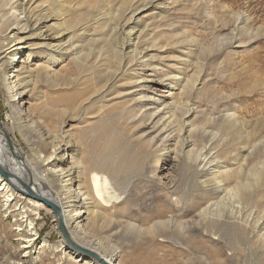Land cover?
<instances>
[{
	"label": "rangeland",
	"instance_id": "374dc122",
	"mask_svg": "<svg viewBox=\"0 0 264 264\" xmlns=\"http://www.w3.org/2000/svg\"><path fill=\"white\" fill-rule=\"evenodd\" d=\"M135 1L141 3H136L133 0H70L69 5H65V12L68 13L70 21L68 23L71 29L69 36L71 43L81 48L80 53L82 56L84 55V61L81 63V68H76L73 63L69 62L55 68L54 70L60 71L59 76L66 81L65 83L70 85L68 86L70 88L67 86L64 89L57 88L56 82L54 84L53 80H45L43 73L50 57L48 51L37 50L35 52V58L30 65L31 69H36L39 75L38 77L33 76L32 81L35 79L39 83L35 96L31 99L27 98L29 102L27 108L32 111L29 114V119L36 123L35 129L26 128L24 123L20 125L24 129L20 127L22 132H19V125L14 122L18 118L10 109L12 100L0 72V126L7 131L9 149H12V146L18 148L29 161L34 162L30 144L26 138L40 145L38 141L40 132L47 135L48 133L61 132V130L62 134L70 130L74 143H77L75 149L78 156L75 158L79 160L89 158L86 144L89 136L88 138L85 136L89 135L87 127L91 126V121L87 119L88 116L80 113L81 111H73L72 105L76 103L67 105V97L78 95L77 102L79 99L81 101L84 98L82 94L85 95L88 90L92 94L96 88L105 84L104 79L108 72H103L99 68L102 63L100 58H106V67H109L110 71L120 67L123 59L118 51L126 39L123 29L128 24L126 22L130 17L129 12L141 9L140 7L150 0ZM46 5L49 6L50 3ZM132 5L135 7L133 8ZM99 17L102 18L100 21ZM137 19L140 20L135 26L136 32H145V39L142 40L140 48L148 49L145 57L151 66L150 69L143 68L139 66V63L137 67L132 68L134 71L130 70L126 73L122 84L147 76H156L158 79L167 81L169 77L177 75L194 82L197 86L191 92L187 105L196 111L191 120L196 130L193 140H196L197 150L205 147L202 151L206 153L211 148L210 145L216 142L214 152L219 155V162L222 163L225 170L240 173L239 179L229 183L230 185L247 183V174L250 176L251 174L252 176L260 174L264 179V0H156L152 7L147 10L143 9ZM133 26L131 25V27ZM90 63L92 65L89 67ZM30 65L28 64L27 67L30 68ZM12 68L9 70V74L12 73ZM112 85L116 89H112ZM117 86L115 82L109 86L111 89L107 94L109 96L107 102L117 94L126 92L127 88L119 89ZM159 86V84L155 85L153 89H160L161 87L157 88ZM18 95L20 94H15L14 99H18ZM102 97L97 95L95 100L101 101ZM99 101L94 105L103 106ZM62 109H68V112L63 117L66 122L65 127H61L60 130L58 120L53 112ZM93 111L94 108L91 112ZM144 125L143 119H139L135 124V131L131 135L134 134L138 137L146 131L148 132V127ZM122 127L125 128L123 124L120 128ZM205 133L207 135H204ZM211 140H213L212 143H210ZM43 148L40 145L39 149L45 155L47 150ZM212 154L208 157L210 158ZM69 155L71 154L68 153L61 160L70 162L71 156ZM159 164L161 170L164 167L167 168L164 163L160 162ZM177 169L172 175V180L169 178L178 187L177 192L171 195V200L175 202L178 198H185V204L190 205L193 204L191 200L198 197L209 198L203 195L200 189L199 183L204 180L203 176L199 178L193 176L189 180L187 175L184 176L181 173L180 168ZM249 169L254 171L250 172ZM44 170L47 179H52L49 171L46 168ZM260 171L263 173L261 174ZM105 174L119 189L115 190V193L121 194L125 191L126 197L112 201L113 203L111 202L109 207L103 206L100 209L103 219L97 226L99 228H97L96 236L107 243L109 242L111 248L107 249V253L111 254L112 247L121 251V264H211L210 250L220 251L221 258L225 259V262L231 260V264H247V241L242 235L244 231L238 225H218L214 233L206 226L201 227L198 232H192L193 230L191 233L186 232L187 236L190 234L197 237L195 241L198 240L197 242H200L199 245H201L198 251L187 246L183 240L174 239V229L160 233L157 235L158 237L131 234L125 231L127 230L125 227L130 224L146 225L144 219H148V222L158 220L154 219L157 216L153 215V212L158 208L152 199L155 190L153 191L150 187L153 183L150 182L149 175L145 171L134 173L135 176L128 172H120L115 175L105 172ZM86 176L87 174L82 180L85 185L88 184ZM225 178L223 181L224 184H227ZM166 181L168 180H163V182ZM258 190V196L256 194L255 198L262 200L251 201V204H248L250 210H253L254 207L258 210L261 204L264 205V187H260ZM238 196L236 194L233 199V205L237 206L239 202L243 207L245 206L243 213L247 216V201L243 200L241 196L238 198ZM216 201L214 200V202ZM228 207L232 210L230 205ZM1 208L0 205V210ZM150 209L151 211L147 212ZM2 211L0 212V264H14L16 261L19 264H90L89 261L77 263V259L70 261L67 257L62 259L61 251L68 253L69 244L62 231L63 227L61 228L58 215L55 216L52 210L48 212L41 210L39 215L32 216L39 235L34 246L28 251L21 248L22 241L14 231L16 220L13 219V216H7L4 210ZM182 217L179 215L178 220L185 222L186 219ZM205 229L209 231H205ZM114 232H117V235ZM138 235L142 237H138ZM88 239L87 237L86 240ZM43 242H47L50 249L40 258L34 260L38 256V248ZM176 242L183 244L177 245ZM235 256L236 258L233 259ZM209 259L211 260L209 261Z\"/></svg>",
	"mask_w": 264,
	"mask_h": 264
},
{
	"label": "bare ground",
	"instance_id": "6f19581e",
	"mask_svg": "<svg viewBox=\"0 0 264 264\" xmlns=\"http://www.w3.org/2000/svg\"><path fill=\"white\" fill-rule=\"evenodd\" d=\"M133 1L141 3L140 1ZM68 2L65 3L64 0H43L40 2L39 0H0V9L4 7L0 11V72L8 95L12 100L10 109L18 118L13 120L18 123L19 132H22L21 128L23 127L20 125L24 123L28 129L37 127L36 123L29 119V114L32 111L27 108V104H29L27 98L31 99L35 96L39 83L35 79L32 81L33 76L38 77L39 75L36 69H31L30 65L35 58V52L37 50L48 51L50 57L43 73L45 80H53L54 84L56 82L57 88L64 89L65 86L70 85H67L66 81L59 76L60 71L54 69L66 62L73 63L76 68H81V63L84 61V55L82 56L80 53L81 48L71 43L69 37L71 33L68 23L69 17L64 8L65 5H69ZM154 2L156 0H150L140 8L147 10L153 6ZM48 3H50L49 6L46 5ZM141 9H137L135 12L129 9L131 11L126 22L128 24L123 29L126 39L118 51L121 59H123L120 67L110 71L109 67H106V58H100L102 63L99 68L103 72H108L104 79L105 84L96 88L92 94L90 90L85 95L82 94L84 98L80 97L81 101L79 99L77 102L78 95L67 97V105L76 103L72 105L73 111H81L80 113L88 116L87 119L91 121V126L87 127L89 135L85 136L87 138L89 136L88 143H86L89 155L87 160L75 158L78 156L75 149L77 143H74L72 132L68 130L61 134V127L64 128L66 124L63 117L68 109L53 112L61 132L48 133L47 135L40 132L38 141L41 147L43 146V149L47 150V154L43 155L39 149L40 145L26 138L30 144L34 162L29 161L18 148L12 146V149H9L7 131L0 126V203H2L0 204L2 206L0 212L4 210L7 216H13V219L16 220L14 231L22 241L21 248L28 251L34 246L39 235L32 216L39 215L41 210L51 211L44 204V202H48L58 210V213L54 212V214L55 216L58 215L60 225L64 228L62 231H64L65 238H69L67 241L70 252L61 251L62 259H66V257L70 261L77 259V263L89 261L90 264H121V251L112 247L111 254L107 253V249L111 248L109 242L107 243L96 236L97 228H99L97 226L103 219L100 209L103 206L109 207L112 201L126 197L125 191L121 194L115 193V190L119 189L108 179L105 172H110L112 175L128 172L134 175V173L145 171L149 175L150 182L153 183L150 188L155 190L152 199L158 208L152 212L153 215L157 216L154 219L158 220L148 222V219H144L146 225L130 224L125 227L127 230H123L131 234H146V236L156 237L160 233L174 229V237H171L183 240L187 246L189 245L194 248V251H198L201 245H199L200 242H197L198 240L195 241L197 237L195 238L190 234L187 236L186 232L191 233L192 230V232H198L201 227L206 226L214 233L218 225H238L244 231L242 235L247 241V264H264V205L261 204L258 210L255 207L253 210L248 209V204H251V201L262 200L256 199L255 196L256 194L258 196V189L264 187V179L260 174H253L254 176L247 174V183H245L247 185L244 183L230 185L229 183L239 179L240 173L225 170V167L219 162V155L214 152L216 142L210 141L212 143L209 144L211 148L206 153L202 151L205 147L197 150L196 140H193L196 136V130L191 120L196 111L187 105V100L197 85L179 75L171 76L167 81L158 79L156 76H147L122 84V79L126 73L133 70V67H137L139 63V66L143 68L148 67L150 69L151 66L145 57L148 49L140 48L141 43H143L142 40L145 39V32H136L135 27L139 23L140 19L137 17L142 13ZM131 25L134 26L131 27ZM28 64L30 68L27 67ZM91 65L92 63L89 67ZM11 68L13 71L9 74ZM113 82L118 85L119 89H127L125 93L117 94L107 102L109 90L111 88L116 89L113 85L111 88L109 87ZM158 84L160 86L157 88H161L153 89ZM17 93L20 94L18 95L19 98L14 99L13 96ZM97 95L103 96L101 101L98 100L103 106L94 105L98 102L95 100ZM93 108L94 111L91 112ZM139 119H143L144 126L148 127V132L146 131L137 137L131 133L135 131V124ZM122 124L125 126L124 129L123 127L120 128ZM68 153L71 154L69 155L71 156L70 162L61 160ZM211 154L212 156L209 158L208 155ZM160 162L164 163L167 168L164 167L161 170ZM45 168L49 171L52 179H47ZM177 168H180L181 173L184 176L187 175L189 180L193 176L197 178L203 176L204 180L199 183L200 189L203 195L209 198L198 197L191 200L193 204L190 205L185 204V198H178L175 202L171 200V195L178 190L176 184L171 181L172 175L178 170ZM254 170L256 171V168ZM86 174L87 185L82 181ZM223 178L227 184H224ZM165 179L168 181L163 182ZM185 187L184 189H186ZM187 189L189 190V188ZM236 194L247 201V216L243 213L245 206L243 207L239 202L237 206L233 205ZM214 200L217 201L214 202ZM229 205L232 210L228 207ZM179 215H182L186 221H179ZM209 230L205 229V231ZM116 233L115 235H117ZM87 237L88 240H86ZM176 244L182 245L183 243L176 242ZM42 249L45 251L41 252ZM49 249V244L43 242L38 248V256L34 260L40 258ZM82 250L96 255V258L90 257ZM210 251L211 264L232 263L231 260L225 262V259L221 258L222 253L220 251ZM14 264H19V262L16 261Z\"/></svg>",
	"mask_w": 264,
	"mask_h": 264
},
{
	"label": "water",
	"instance_id": "95a60500",
	"mask_svg": "<svg viewBox=\"0 0 264 264\" xmlns=\"http://www.w3.org/2000/svg\"><path fill=\"white\" fill-rule=\"evenodd\" d=\"M44 204L49 208V209H51L53 212H56V213H58V210L53 206V205H51L50 203H48V202H44ZM61 228H62V225H61ZM62 230H63V228H62ZM64 232V231H63ZM67 240H69V238L67 237ZM85 254H87V255H89L90 257H92V258H96V255H94V254H92V253H90V252H88V251H85V250H82Z\"/></svg>",
	"mask_w": 264,
	"mask_h": 264
}]
</instances>
